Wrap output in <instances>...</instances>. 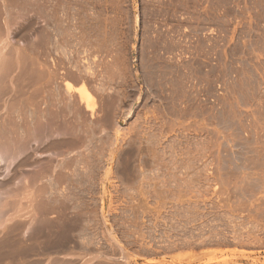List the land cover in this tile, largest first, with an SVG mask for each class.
Here are the masks:
<instances>
[{"label": "rangeland", "instance_id": "374dc122", "mask_svg": "<svg viewBox=\"0 0 264 264\" xmlns=\"http://www.w3.org/2000/svg\"><path fill=\"white\" fill-rule=\"evenodd\" d=\"M78 1L68 10L74 29L65 47L91 66L83 75L81 62L80 76L98 101L95 118L107 123L89 129L95 135L83 153L92 151L86 160L97 178L109 173L98 187L85 179V197L69 204L76 210L57 214L65 225L54 237L76 234L65 243L71 250L42 234L45 246L28 249L30 264L50 263L47 256L71 264H264V0ZM99 10L109 20L105 34L86 17ZM28 20L6 27L7 36L1 30L9 47L28 48L39 35L41 21ZM50 54L46 65L60 57ZM55 216L45 214L51 223ZM4 254L0 264L10 259Z\"/></svg>", "mask_w": 264, "mask_h": 264}, {"label": "bare ground", "instance_id": "6f19581e", "mask_svg": "<svg viewBox=\"0 0 264 264\" xmlns=\"http://www.w3.org/2000/svg\"><path fill=\"white\" fill-rule=\"evenodd\" d=\"M8 1L0 0V16L3 20V27L0 26L3 29L0 28V34L3 30L5 36L9 35L8 32L11 31H8L6 27L10 25V29L11 25L16 27L19 21L26 22L29 15L42 23L39 35L29 42L28 48L26 46V48L23 47L24 49L21 48L22 50L19 51L7 45V38L2 40L1 36L3 34L0 36L2 40L0 42V180L12 181L11 186H5L0 182V259L6 257L3 256L5 248L6 252L8 249H13V254L10 253L11 250L7 254L5 252L9 256L7 258L11 259V261L8 259L9 262L7 261L5 264H30V259L34 255L30 254L28 249L34 248L35 250L36 246H40L42 240L38 241V238L40 239L42 234L50 239V242H52L50 246L63 247L67 241L71 244L69 239L71 233L65 234L62 232L64 236H61V238L63 240L60 237H58L60 239H55L54 234H61V231L55 228L59 232L57 234V232L53 233V229L56 225L58 227V225L62 226L64 224L63 218H59L61 215L62 217L64 215L68 216V211L71 208L75 209L74 206L69 204L85 197L87 191L85 179L91 178V183L94 181L93 185L96 184L98 187V184H102L104 176L108 175L109 172L104 170V174L97 178L98 170H94L95 167L91 169L92 165L89 166L86 160L90 159L87 152L90 151L91 155L92 151L89 150L83 153L84 148L87 149L90 146L89 143L95 135H92L94 132L91 131L90 136L89 129L93 127L97 129L98 126L102 125V129H104L103 127L107 123L104 122V119H101V121L100 118H95L94 109L98 107V101L91 93L90 85L88 86L86 81L82 79V71L83 75H85L84 73H90L91 66L85 61L86 58H83L82 61L78 60L79 62L73 61L71 58L72 52L65 47L74 27H71L72 22L69 24V20H74V18L68 17V10L69 8L72 9V5H74V8L77 7L78 5L75 6V2L78 0H12V2L9 1L10 3ZM89 10L92 11L91 8ZM99 11L102 12L100 14L98 12L96 17L95 15L91 16V12L88 16L85 15L89 19H87L88 22H96L98 24L97 28L102 34H105L107 21L109 20H107V16V18L105 16L101 17L103 10ZM86 25L88 24L86 23ZM91 34L93 33L91 32ZM108 34H106V37ZM76 35L74 36L76 37ZM93 36L92 39L89 38L92 41H94ZM97 36L94 37L97 38ZM111 36L110 38H112ZM88 37L91 36L88 35ZM103 37L105 36L101 38ZM91 40L88 41L91 42ZM94 43L97 44L95 41ZM23 46L25 45L23 44ZM88 51L90 52V49ZM50 53L60 57L59 59H49L50 64L47 63L46 65L47 60L44 59L48 55L50 56ZM93 59L98 58L93 56ZM81 62L88 64H85L86 66L82 65L87 71H84L82 66L83 70L80 69L79 64ZM61 68L62 71H60ZM77 82H79V85L76 86L75 83ZM81 104L86 111L90 112L91 119L95 121L87 119V122L86 118L82 116ZM90 157H94V155ZM27 170L31 173H28ZM21 200L24 201V206ZM73 205H77V202ZM51 211L56 213L55 217H57V214L60 215L57 217L60 219L59 221L57 218L54 223H51V220V222L48 221L45 214ZM67 220H69V217ZM74 220L77 221L78 219ZM80 223H77V225ZM73 235L76 236V234ZM41 238L45 239L43 241L47 240L46 237L42 236ZM36 243L39 244L36 245ZM65 247L67 246L65 245ZM68 247L69 249H67ZM68 247L66 249L71 250L70 246ZM22 248L28 251H23L25 254L21 253ZM10 254H12V257H10ZM44 255L39 256L43 257L42 260L48 258L50 263L46 264H71L74 262V260H72L73 262L70 261L71 258L68 257L66 258L69 259L67 263H61L60 260L58 261V257L47 256L45 258ZM84 259L87 260V258L82 260ZM36 262L32 263L35 264Z\"/></svg>", "mask_w": 264, "mask_h": 264}]
</instances>
